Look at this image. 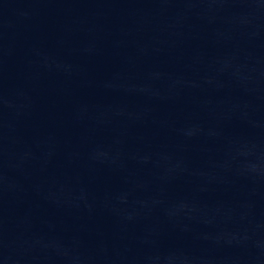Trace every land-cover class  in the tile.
<instances>
[{
  "label": "water",
  "instance_id": "95a60500",
  "mask_svg": "<svg viewBox=\"0 0 264 264\" xmlns=\"http://www.w3.org/2000/svg\"><path fill=\"white\" fill-rule=\"evenodd\" d=\"M0 264H264V0H0Z\"/></svg>",
  "mask_w": 264,
  "mask_h": 264
}]
</instances>
